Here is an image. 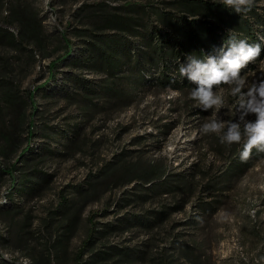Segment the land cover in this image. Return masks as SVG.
Wrapping results in <instances>:
<instances>
[{"label": "rangeland", "instance_id": "obj_1", "mask_svg": "<svg viewBox=\"0 0 264 264\" xmlns=\"http://www.w3.org/2000/svg\"><path fill=\"white\" fill-rule=\"evenodd\" d=\"M172 1L0 0L4 264H264V153L223 174L245 141L200 132L216 118L241 128L255 120L238 100L264 79V51L242 70L240 93L213 86L223 106L207 112L191 98L199 84L181 82L185 57L168 70L179 85L164 89L145 80V65L135 90L127 65L116 84L86 65L93 53L82 51L102 47L97 37L119 21L158 35L159 15L190 20ZM253 7L264 15V0ZM256 35L263 47L264 30ZM91 80L84 91L80 82Z\"/></svg>", "mask_w": 264, "mask_h": 264}, {"label": "trees", "instance_id": "obj_2", "mask_svg": "<svg viewBox=\"0 0 264 264\" xmlns=\"http://www.w3.org/2000/svg\"><path fill=\"white\" fill-rule=\"evenodd\" d=\"M169 5L185 10L191 16L190 20L184 21L183 24H175L170 20L165 21L164 16L159 15V19L156 20L163 24L165 30L163 29V33L162 30L159 31V34L156 35L155 27L143 31L140 25L131 26L125 20L117 22V19H113L112 22L118 24L111 29L107 28L111 33L97 37L102 47L89 44L90 48L82 51L84 54L93 53L94 60L87 61L86 65L98 68L104 74L110 76L115 84L117 81L123 80L122 78L127 77V73H122L125 65H127L130 76L126 79H129V82L132 83L130 84L132 90L144 85L140 67L145 65L147 67L145 71L149 69V74L145 78V80L150 81L149 85L161 89L176 88L179 84L168 70H170L169 66L177 57H185L188 60L189 56L194 55L202 61L209 57L217 60L219 56L222 57L223 53L227 51L225 42L229 35H236L238 39H246L249 43H257L256 31L259 33V30H264V19H262L264 15L259 14L254 7L251 11L239 15L221 3L201 0H173L169 2ZM208 19L215 20L218 30L223 32L220 34L217 30H214L206 22ZM219 36H223L224 39L221 40ZM142 39H146V41L143 46H140ZM216 51H218V54H216ZM79 60L81 58L77 56L72 61ZM128 62H131V64H128ZM150 71H153L155 75H152ZM52 78L54 79V77ZM181 82L186 85L189 84V86H193L194 83L187 74ZM80 83L84 91L90 92L97 82L91 80ZM108 92L111 91H107V94ZM72 131L74 133V128ZM243 144L230 157L228 168L226 166L221 171L223 174L229 172L232 174L236 170H242L248 166L247 163L251 162L250 159L242 161L240 158ZM256 152L258 151L254 148L251 155ZM93 239L87 240L86 245L90 244ZM0 264L4 263L0 261Z\"/></svg>", "mask_w": 264, "mask_h": 264}, {"label": "clouds", "instance_id": "obj_3", "mask_svg": "<svg viewBox=\"0 0 264 264\" xmlns=\"http://www.w3.org/2000/svg\"><path fill=\"white\" fill-rule=\"evenodd\" d=\"M220 3L241 15L252 10L254 0H220ZM225 44L227 51L219 60L209 57L205 62L192 55L188 57L187 67H179L181 76L187 74L191 81L199 84L198 89L191 91V98L199 103L204 112L223 106L221 97L213 92L214 85L236 84L237 87L232 88L230 94L235 96L241 92L245 85V79L241 77L242 70L264 51L261 43H249L246 39H238L236 35H229ZM238 106L246 109L245 115L254 114L255 120L245 123L241 128L238 123L220 122L216 118L202 124L200 132L218 134L220 142L229 146L244 140L240 158L247 161L254 148L264 153V79L252 83L247 92L240 95Z\"/></svg>", "mask_w": 264, "mask_h": 264}]
</instances>
